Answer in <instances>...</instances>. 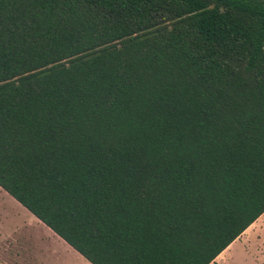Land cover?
Returning a JSON list of instances; mask_svg holds the SVG:
<instances>
[{
	"label": "trees",
	"instance_id": "1",
	"mask_svg": "<svg viewBox=\"0 0 264 264\" xmlns=\"http://www.w3.org/2000/svg\"><path fill=\"white\" fill-rule=\"evenodd\" d=\"M0 187L92 264H211L264 214V0H0Z\"/></svg>",
	"mask_w": 264,
	"mask_h": 264
},
{
	"label": "crops",
	"instance_id": "2",
	"mask_svg": "<svg viewBox=\"0 0 264 264\" xmlns=\"http://www.w3.org/2000/svg\"><path fill=\"white\" fill-rule=\"evenodd\" d=\"M9 221L13 225L8 223ZM30 222L33 225L32 228L34 227L37 232H44L46 235L51 236L58 243H62L70 252L77 255L76 257L80 259V263L83 261L86 264H92L2 187H0V264H30V260L24 263L25 259H22L18 252L21 242L19 233L24 227L23 225L30 227ZM8 224L12 226H7ZM26 237L32 239L30 234ZM25 243L30 246L29 241ZM237 245L240 248V253L237 254L241 256L239 257L240 260L252 261L253 264H264V214L211 264H229L227 253Z\"/></svg>",
	"mask_w": 264,
	"mask_h": 264
},
{
	"label": "rangeland",
	"instance_id": "3",
	"mask_svg": "<svg viewBox=\"0 0 264 264\" xmlns=\"http://www.w3.org/2000/svg\"><path fill=\"white\" fill-rule=\"evenodd\" d=\"M2 196V195H1ZM8 223H12L9 221ZM13 225V223H12ZM8 224L7 226H12ZM20 235V246L18 252L20 257L24 260V263L30 260V264H86V262L80 263V259L77 258L75 254L70 252L62 243H58L51 236L46 235L44 232H37L30 222V227L28 225H23ZM30 234V238L26 235ZM29 239V240H27ZM29 241L30 246H27L25 242ZM239 245L232 248L230 252L227 253L229 257V264H253L252 261H242L239 259L240 255ZM237 255V256H236ZM240 260V261H239Z\"/></svg>",
	"mask_w": 264,
	"mask_h": 264
}]
</instances>
